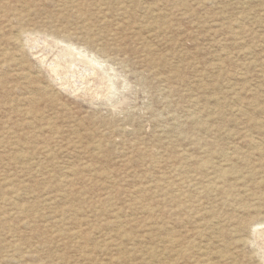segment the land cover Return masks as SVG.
Instances as JSON below:
<instances>
[{
    "label": "rangeland",
    "instance_id": "374dc122",
    "mask_svg": "<svg viewBox=\"0 0 264 264\" xmlns=\"http://www.w3.org/2000/svg\"><path fill=\"white\" fill-rule=\"evenodd\" d=\"M0 264H264V0H0Z\"/></svg>",
    "mask_w": 264,
    "mask_h": 264
},
{
    "label": "bare ground",
    "instance_id": "6f19581e",
    "mask_svg": "<svg viewBox=\"0 0 264 264\" xmlns=\"http://www.w3.org/2000/svg\"><path fill=\"white\" fill-rule=\"evenodd\" d=\"M36 39H35V43L37 42L38 44L41 43L40 41H43L44 43V50H43V46L42 48H38L37 52H35V54L37 53V55H39V58L41 60V63L44 64V69H46V71L49 73V75L55 79L57 81V85H60V86H68L69 90L70 91H75L79 88V84H74L72 86H69L70 84H68V80L67 79H61L59 80L61 74L65 73L64 69H65V66L67 65V63H70L71 65H67L69 66V75H74V73L72 74V71H74L72 68L73 66H75L76 64H78V66H83L82 70L80 72H78L79 74H81L83 76V79L84 77L86 76V70H90L92 73H93V69H92V66L95 65V63L97 65H99V62L94 59V57L92 56H89L86 51L87 50H82L76 46H74L73 43L69 42V41H66V47H63V46H58L57 45V42L55 43L54 41H48L47 39L45 40L43 37H41V35L37 34L36 35ZM32 41V40H31ZM61 42V40L59 39L58 42ZM63 41V40H62ZM43 43H41L40 45H42ZM64 43V42H63ZM40 45L38 47H40ZM65 46V45H64ZM53 48H57L58 51L56 50H53ZM71 49L75 50L76 53H74ZM88 52V51H87ZM83 57H87L88 58V61L89 62H92L93 65H90L87 61H84ZM38 58V59H39ZM47 62V63H46ZM66 64V65H65ZM85 64V65H84ZM77 66V65H76ZM42 67V68H43ZM79 68V67H78ZM77 72V71H76ZM89 73V72H88ZM87 73V74H88ZM95 75V74H94ZM78 77V76H77ZM76 78V77H75ZM73 79V78H72ZM83 79L81 77V79H76V81L78 82H83ZM102 80V79H101ZM66 81V82H65ZM75 81V82H76ZM77 82V83H78ZM98 85V84H97ZM89 86V85H88ZM81 88V87H80ZM79 88V89H80ZM181 253V252H180Z\"/></svg>",
    "mask_w": 264,
    "mask_h": 264
}]
</instances>
